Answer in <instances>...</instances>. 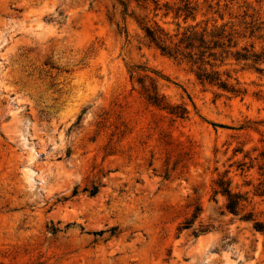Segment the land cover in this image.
<instances>
[{"label": "rangeland", "instance_id": "374dc122", "mask_svg": "<svg viewBox=\"0 0 264 264\" xmlns=\"http://www.w3.org/2000/svg\"><path fill=\"white\" fill-rule=\"evenodd\" d=\"M142 27L223 45L202 68L237 93ZM261 153L264 0H0V264H264Z\"/></svg>", "mask_w": 264, "mask_h": 264}, {"label": "trees", "instance_id": "16d2710c", "mask_svg": "<svg viewBox=\"0 0 264 264\" xmlns=\"http://www.w3.org/2000/svg\"><path fill=\"white\" fill-rule=\"evenodd\" d=\"M122 6H124V12H126L125 5ZM191 11L192 9L185 5L182 9H177L175 15L177 16L179 13H182L185 16L184 20H186L192 15ZM142 30L144 32V38L148 44L155 47L162 55L173 59L186 60L187 63L197 65L198 67L195 76L202 84L216 87L222 91L230 92L232 94L237 93L220 79L217 72H210L205 68H202V66H210V62H215L218 56L221 57L223 54H228V51L224 49L223 45H219L217 42H214L211 46L210 42L205 40L204 35H197L195 32L184 33L181 39L172 43L168 41L167 35L158 28L153 29L150 27H142ZM233 58L235 61H252L254 64L261 61L260 55H249L248 53L237 52L233 55ZM155 78L163 80L156 74ZM138 83L140 84L149 105L159 110L167 111L169 115L174 116L175 118L184 119L186 117L187 111L184 107H169L164 103L163 98H161L157 93L155 80L149 78V86L145 84L143 79H140ZM260 160L263 162V165L262 168H259V170H263V175L264 153L260 154ZM216 186L218 187V191H215V195L220 194L226 199L225 210L233 216H238L240 212V203L243 201L242 197L232 194L229 189V185L226 182L220 180L217 182ZM258 195L263 196L264 191H260ZM196 218L197 214L193 216L192 221ZM249 219V216L242 217V220L244 221H249ZM189 224L190 223H186V225ZM253 229L256 232L264 233V225L261 223H254ZM200 232L202 233L205 231Z\"/></svg>", "mask_w": 264, "mask_h": 264}]
</instances>
